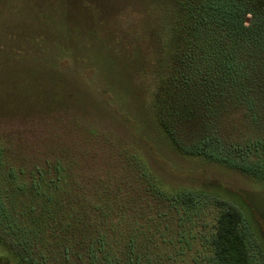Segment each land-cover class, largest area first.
<instances>
[{"label":"rangeland","instance_id":"rangeland-1","mask_svg":"<svg viewBox=\"0 0 264 264\" xmlns=\"http://www.w3.org/2000/svg\"><path fill=\"white\" fill-rule=\"evenodd\" d=\"M175 10L173 0H0V149L26 173L71 158L82 183L100 175L147 200L145 172L172 195L192 194L194 206L165 211L171 244L158 252L166 264H210L219 214L242 207L263 248L248 233L253 263L264 264V181L180 155L157 124L155 100L174 71ZM230 126L220 135L224 149L211 152L242 163L245 156L226 148L246 134ZM263 158L246 162L264 174ZM10 252L0 248V264H17ZM34 252L37 264H67L39 245Z\"/></svg>","mask_w":264,"mask_h":264},{"label":"trees","instance_id":"trees-1","mask_svg":"<svg viewBox=\"0 0 264 264\" xmlns=\"http://www.w3.org/2000/svg\"><path fill=\"white\" fill-rule=\"evenodd\" d=\"M173 1L174 71L155 100L157 124L180 155L216 161L263 182L264 174L246 161L251 154L264 157V0ZM226 123L246 134V141L230 140L226 148L245 156L242 163L231 153L219 158L211 152L223 148ZM10 159L0 149V248L13 252L17 264H37V245L67 264H166L158 252L171 244L165 211L195 203L192 194L174 196L145 172L149 202L136 187L115 191L100 175L82 183L87 178L72 175L77 162L71 158L29 173ZM260 163L264 170V158ZM249 218L242 207L221 211L208 242L210 264H254L248 233L263 248Z\"/></svg>","mask_w":264,"mask_h":264}]
</instances>
